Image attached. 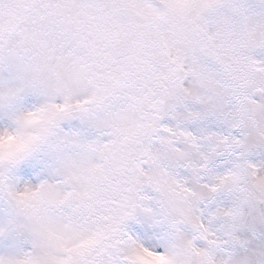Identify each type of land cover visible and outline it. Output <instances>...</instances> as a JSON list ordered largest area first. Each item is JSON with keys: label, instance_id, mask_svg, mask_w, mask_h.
Segmentation results:
<instances>
[{"label": "snow or ice", "instance_id": "obj_1", "mask_svg": "<svg viewBox=\"0 0 264 264\" xmlns=\"http://www.w3.org/2000/svg\"><path fill=\"white\" fill-rule=\"evenodd\" d=\"M0 264H264V0H0Z\"/></svg>", "mask_w": 264, "mask_h": 264}]
</instances>
